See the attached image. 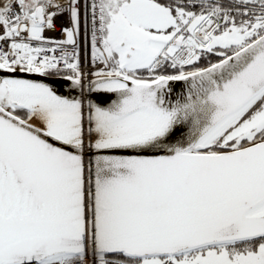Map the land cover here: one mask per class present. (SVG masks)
I'll use <instances>...</instances> for the list:
<instances>
[{
	"label": "snow or ice",
	"instance_id": "6c2138e0",
	"mask_svg": "<svg viewBox=\"0 0 264 264\" xmlns=\"http://www.w3.org/2000/svg\"><path fill=\"white\" fill-rule=\"evenodd\" d=\"M0 264H264V0H0Z\"/></svg>",
	"mask_w": 264,
	"mask_h": 264
},
{
	"label": "built area",
	"instance_id": "2783aa9c",
	"mask_svg": "<svg viewBox=\"0 0 264 264\" xmlns=\"http://www.w3.org/2000/svg\"><path fill=\"white\" fill-rule=\"evenodd\" d=\"M67 16H61L57 18L56 24H57V31L56 32H46L47 36H55L57 38H63L61 35H59V26L60 25H65L67 26ZM90 28V25H89ZM82 33H83V26H82ZM90 55H91V49H90V44H85L83 41V37H81V60H82V66L86 65L88 61L90 60Z\"/></svg>",
	"mask_w": 264,
	"mask_h": 264
},
{
	"label": "water",
	"instance_id": "95a60500",
	"mask_svg": "<svg viewBox=\"0 0 264 264\" xmlns=\"http://www.w3.org/2000/svg\"><path fill=\"white\" fill-rule=\"evenodd\" d=\"M186 85L184 84V82H174L172 84V88L174 89L173 91V94L171 97H169V99L172 101V102H175V100L177 98L180 97V95L186 91ZM61 92L65 93V94H70L72 96H75L77 95V93L75 91L71 92V93H68V90L66 88L64 89H61ZM114 98V97H113Z\"/></svg>",
	"mask_w": 264,
	"mask_h": 264
},
{
	"label": "trees",
	"instance_id": "16d2710c",
	"mask_svg": "<svg viewBox=\"0 0 264 264\" xmlns=\"http://www.w3.org/2000/svg\"><path fill=\"white\" fill-rule=\"evenodd\" d=\"M214 58H215L214 56L209 55L208 57H206L200 61V65L205 66L209 60L213 61Z\"/></svg>",
	"mask_w": 264,
	"mask_h": 264
},
{
	"label": "flooded vegetation",
	"instance_id": "af4514ba",
	"mask_svg": "<svg viewBox=\"0 0 264 264\" xmlns=\"http://www.w3.org/2000/svg\"><path fill=\"white\" fill-rule=\"evenodd\" d=\"M216 60V58H214V60L212 62H214Z\"/></svg>",
	"mask_w": 264,
	"mask_h": 264
}]
</instances>
